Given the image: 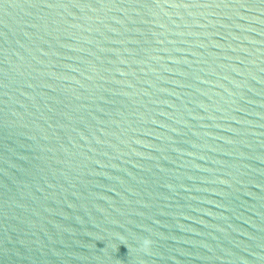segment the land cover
<instances>
[{"label": "water", "instance_id": "water-1", "mask_svg": "<svg viewBox=\"0 0 264 264\" xmlns=\"http://www.w3.org/2000/svg\"><path fill=\"white\" fill-rule=\"evenodd\" d=\"M0 264H264V0H0Z\"/></svg>", "mask_w": 264, "mask_h": 264}]
</instances>
